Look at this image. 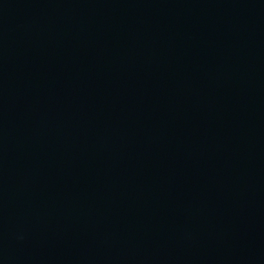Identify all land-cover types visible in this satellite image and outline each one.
<instances>
[{
	"label": "water",
	"instance_id": "obj_1",
	"mask_svg": "<svg viewBox=\"0 0 264 264\" xmlns=\"http://www.w3.org/2000/svg\"><path fill=\"white\" fill-rule=\"evenodd\" d=\"M0 264H264V0H0Z\"/></svg>",
	"mask_w": 264,
	"mask_h": 264
}]
</instances>
